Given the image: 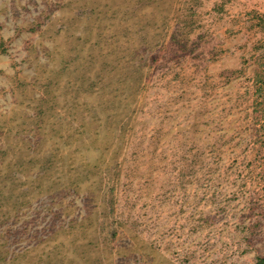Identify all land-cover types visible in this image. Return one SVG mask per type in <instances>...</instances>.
Listing matches in <instances>:
<instances>
[{
  "label": "rangeland",
  "instance_id": "374dc122",
  "mask_svg": "<svg viewBox=\"0 0 264 264\" xmlns=\"http://www.w3.org/2000/svg\"><path fill=\"white\" fill-rule=\"evenodd\" d=\"M264 0H0V264H262Z\"/></svg>",
  "mask_w": 264,
  "mask_h": 264
},
{
  "label": "trees",
  "instance_id": "16d2710c",
  "mask_svg": "<svg viewBox=\"0 0 264 264\" xmlns=\"http://www.w3.org/2000/svg\"><path fill=\"white\" fill-rule=\"evenodd\" d=\"M262 264H264V259L262 260Z\"/></svg>",
  "mask_w": 264,
  "mask_h": 264
}]
</instances>
